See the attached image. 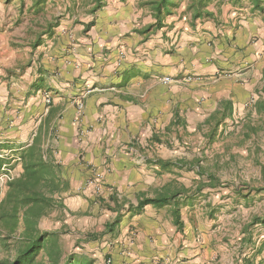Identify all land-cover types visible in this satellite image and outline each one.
<instances>
[{"label": "crops", "instance_id": "0c3cea01", "mask_svg": "<svg viewBox=\"0 0 264 264\" xmlns=\"http://www.w3.org/2000/svg\"><path fill=\"white\" fill-rule=\"evenodd\" d=\"M192 1L157 23L140 0H107L61 21L21 73L0 69V153L20 155L45 129L65 186L47 227L80 217L77 229H95L112 264H264L260 192L210 193L219 181L202 169L214 163L195 145L224 137L228 121L252 114L251 96L264 98V4ZM153 198L166 203L141 204Z\"/></svg>", "mask_w": 264, "mask_h": 264}, {"label": "rangeland", "instance_id": "374dc122", "mask_svg": "<svg viewBox=\"0 0 264 264\" xmlns=\"http://www.w3.org/2000/svg\"><path fill=\"white\" fill-rule=\"evenodd\" d=\"M90 6L88 0H0V69H4L8 74L13 73L15 69H19V73L24 71L31 62L27 56L30 50L35 49L33 42L40 33H44L48 23L56 25L51 31L54 34L61 21L90 17ZM46 38H49V35L42 34L41 43ZM257 99H254V96L248 99L245 111L252 114L247 116V120L228 121L224 137L214 139L213 143L198 138L195 145L200 150H206V153L202 154L203 163H206V158L214 163L205 165L202 172L212 174L223 183L221 185L217 182L219 185L214 186L210 193L223 192L232 195L240 191L244 194L250 193V197H253L256 195L255 188H263L260 195L254 196L256 201L252 203V210L264 220V118L259 114L254 115L253 106ZM248 123L257 127V134L248 136ZM184 146L186 145L181 147ZM188 175L189 173L182 170L183 178L188 179ZM204 193L203 187L198 190L199 196ZM225 213L229 215L227 221H230V228L238 229V225H241L239 212L230 208ZM55 220L60 223V219ZM78 221H81V218L77 216L72 219L71 225L61 228L67 230L60 238L63 251L68 253L80 248L78 252L94 259L96 264H107L108 257L99 239L95 240L87 235H97L98 232H95V229H92L93 232L77 229L75 223ZM43 224L45 227L51 225L50 221L45 220ZM261 225L264 227V223Z\"/></svg>", "mask_w": 264, "mask_h": 264}, {"label": "trees", "instance_id": "16d2710c", "mask_svg": "<svg viewBox=\"0 0 264 264\" xmlns=\"http://www.w3.org/2000/svg\"><path fill=\"white\" fill-rule=\"evenodd\" d=\"M107 0H88L90 14L100 10ZM182 0H143L156 22L170 14ZM209 0H193L191 7L203 8ZM235 2L240 0H234ZM254 7L262 9L264 0H249ZM48 23L44 33L51 36L54 28ZM40 33L33 42V48L41 44ZM264 95V67L262 69ZM257 113L264 114V98L261 96L253 106ZM46 126V124H45ZM248 132H255L257 127L247 125ZM45 129L38 131L32 142L20 152V172L0 188V264H96V261L79 250L64 252L60 243L61 234L66 229H50L42 221L51 211L62 206L60 195L65 187L62 183L58 164L49 156L45 147ZM5 162L0 158V168ZM213 179L212 175H209ZM263 188H255L259 193ZM240 192V191H237ZM166 198L144 199L141 204H165ZM112 229H105L111 232ZM95 239L94 234H87ZM110 258V257H109ZM112 263V262H111Z\"/></svg>", "mask_w": 264, "mask_h": 264}, {"label": "built area", "instance_id": "2783aa9c", "mask_svg": "<svg viewBox=\"0 0 264 264\" xmlns=\"http://www.w3.org/2000/svg\"><path fill=\"white\" fill-rule=\"evenodd\" d=\"M194 77L193 76H187L185 77L184 80L186 81H191ZM165 82L169 81V78L164 79ZM45 101L46 103H50V98L48 95L45 94ZM0 158L1 159H10V162L5 161L0 168V188H2L8 181L12 180L14 177L18 175L17 170L15 169V165L20 163V156L16 155L13 156L11 154V151H6L4 153H0ZM101 181H102V175L98 173L96 175V184H95V189L100 190L101 187ZM107 264L111 263V259H107Z\"/></svg>", "mask_w": 264, "mask_h": 264}]
</instances>
